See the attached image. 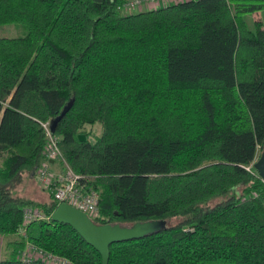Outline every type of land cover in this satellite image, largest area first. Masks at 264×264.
<instances>
[{"label":"trees","instance_id":"trees-1","mask_svg":"<svg viewBox=\"0 0 264 264\" xmlns=\"http://www.w3.org/2000/svg\"><path fill=\"white\" fill-rule=\"evenodd\" d=\"M120 1L0 0V235L100 264L68 224L50 220V191L42 202L12 194L44 162L41 123L65 108L51 131L83 190L97 193L92 222L165 221L111 243L107 264H264V185L244 169L264 142V35L245 16L264 0L129 14ZM8 24L25 33L5 36ZM94 123L89 142L80 128ZM25 207L45 218L22 226Z\"/></svg>","mask_w":264,"mask_h":264},{"label":"built area","instance_id":"built-area-1","mask_svg":"<svg viewBox=\"0 0 264 264\" xmlns=\"http://www.w3.org/2000/svg\"><path fill=\"white\" fill-rule=\"evenodd\" d=\"M176 1L181 0H121L119 8L120 10L152 8ZM41 126L46 136L43 150L44 162L34 169L35 180L43 189L51 192L52 198L56 202H66L82 210L90 219L97 216L96 191L93 189L83 190V185L79 182V175L70 169L61 156L56 144L57 138L52 135L50 123L44 122L41 123ZM48 160H57L59 169H51L46 162ZM253 162L244 166V169L250 171L253 168ZM259 180L264 185V180L261 178ZM43 218L45 217L38 209L25 207L22 212V226L31 220ZM18 254L20 259H40L44 264H73L67 258L44 252L28 241H24Z\"/></svg>","mask_w":264,"mask_h":264},{"label":"water","instance_id":"water-1","mask_svg":"<svg viewBox=\"0 0 264 264\" xmlns=\"http://www.w3.org/2000/svg\"><path fill=\"white\" fill-rule=\"evenodd\" d=\"M64 110L65 108L58 117L50 121L51 130ZM252 167L257 176L264 180V142ZM34 169H31L29 177L33 176ZM49 218L51 221L68 224L88 245L99 253L100 264H107L108 246L111 243L139 239L155 233L165 226V221L156 219L136 221L130 225L118 223L96 224L82 210L66 202L58 203L50 212Z\"/></svg>","mask_w":264,"mask_h":264},{"label":"rangeland","instance_id":"rangeland-1","mask_svg":"<svg viewBox=\"0 0 264 264\" xmlns=\"http://www.w3.org/2000/svg\"><path fill=\"white\" fill-rule=\"evenodd\" d=\"M171 3H173V2H171ZM137 10H138V8H131L129 10H121L120 13L129 14V13H134ZM258 17L259 18L257 20H259L261 22L262 28L264 31V9L261 10V12H259ZM245 21L249 25L250 20H245ZM24 33H25V29L20 24H8L5 26V30H4L5 36L17 37V36H22ZM80 131L87 135V140L89 142H93L97 138V136H99L100 131H101V127L97 123L83 124L80 128ZM258 154H259V152H258ZM258 154H257V156H258ZM33 176H34V173H33ZM48 193H49V191L43 189L38 184V182L35 180V178H30V177H24L22 182L12 190L13 195L24 196V197L32 199L36 202H42L44 200H47L48 199ZM221 198H222V196H215L209 201V204H212V203L220 200ZM180 218L181 217H169L166 219V222L167 223L175 222Z\"/></svg>","mask_w":264,"mask_h":264},{"label":"crops","instance_id":"crops-1","mask_svg":"<svg viewBox=\"0 0 264 264\" xmlns=\"http://www.w3.org/2000/svg\"><path fill=\"white\" fill-rule=\"evenodd\" d=\"M141 9H138L140 11ZM260 11L247 14L245 16V20H250L248 27L256 31L258 34H263L264 31L262 28V24L259 20H257L258 14ZM50 164V168L57 170L59 169V165L54 161L48 160ZM20 237L18 234H11V235H0V260L4 258H16L19 257V250L23 247L22 244H16L14 247V243L19 242Z\"/></svg>","mask_w":264,"mask_h":264}]
</instances>
